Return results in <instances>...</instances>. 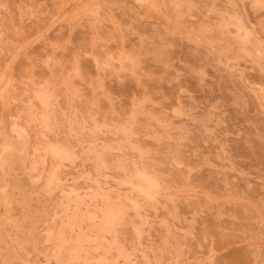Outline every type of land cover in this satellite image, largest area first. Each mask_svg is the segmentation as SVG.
I'll return each instance as SVG.
<instances>
[{
    "label": "rangeland",
    "instance_id": "obj_1",
    "mask_svg": "<svg viewBox=\"0 0 264 264\" xmlns=\"http://www.w3.org/2000/svg\"><path fill=\"white\" fill-rule=\"evenodd\" d=\"M262 2L0 0V262L264 264Z\"/></svg>",
    "mask_w": 264,
    "mask_h": 264
},
{
    "label": "bare ground",
    "instance_id": "obj_2",
    "mask_svg": "<svg viewBox=\"0 0 264 264\" xmlns=\"http://www.w3.org/2000/svg\"><path fill=\"white\" fill-rule=\"evenodd\" d=\"M149 1V0H148ZM74 2V1H73ZM150 3V2H149ZM148 5H150V4H148ZM152 6V5H151ZM147 7V6H146ZM63 15V14H62ZM59 16V15H58ZM59 18V17H58ZM28 45V44H27ZM24 46H26V45H24ZM23 47V46H22ZM14 59V58H13ZM12 59V60H13ZM10 66V65H9ZM7 74H9V71H8V73ZM3 76H4V74H3ZM4 78V77H3ZM41 99H42V97H41ZM43 102V101H42ZM44 105V104H43ZM47 118V117H46ZM45 118V119H46ZM45 119H42V120H45ZM47 120V119H46ZM45 122V121H44ZM44 124H46V123H44ZM53 151V150H52ZM56 151V153H54V155H57V153H59L60 152V149H56L55 150ZM54 151V152H55ZM59 155V154H58ZM99 169V168H98ZM55 171V170H54ZM136 173V172H135ZM142 173V172H141ZM141 175V177L145 180V181H147L148 183H149V185H153V186H156L157 187V185H156V183L157 182H154V180L152 179V178H150V176L148 177V176H146L145 174H140ZM149 175V174H148ZM152 177V176H151ZM139 179V178H138ZM142 179V180H143ZM142 182H144V181H142ZM141 181H140V183H142ZM145 186V185H144ZM138 187H139V185H138ZM134 188V187H133ZM145 188V187H144ZM155 188V187H154ZM154 188H152V190L154 189ZM131 189H132V187H131ZM138 189V188H137ZM141 190H142V188H140ZM139 189V190H140ZM146 189V188H145ZM156 190V189H155ZM155 190H153V191H155ZM149 191V189L147 190V192ZM139 192V191H138ZM141 192H143V191H141ZM145 192H146V190H145ZM154 193V192H153ZM143 194V193H142ZM145 195H147V194H145ZM145 195H144V197H145ZM150 195V194H149ZM148 198V197H147ZM115 211V210H114ZM117 211V210H116ZM119 211V210H118ZM117 211V212H118ZM106 214H107V212H106ZM112 214H113V211H112ZM110 215V214H109ZM116 215H119V214H116ZM115 215V216H116ZM115 216H113L112 218H114L115 219ZM108 217V216H107ZM117 217V216H116ZM109 218V217H108ZM108 221V220H107ZM106 222V221H105ZM107 225H108V223H107ZM74 254V253H73Z\"/></svg>",
    "mask_w": 264,
    "mask_h": 264
},
{
    "label": "snow or ice",
    "instance_id": "obj_3",
    "mask_svg": "<svg viewBox=\"0 0 264 264\" xmlns=\"http://www.w3.org/2000/svg\"><path fill=\"white\" fill-rule=\"evenodd\" d=\"M260 7L262 9H264V2L261 3ZM0 264H8V262L7 261H4V262H0Z\"/></svg>",
    "mask_w": 264,
    "mask_h": 264
}]
</instances>
